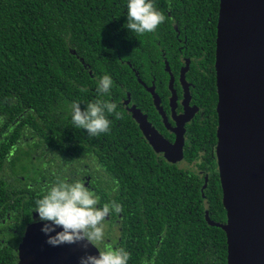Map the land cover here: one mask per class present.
Listing matches in <instances>:
<instances>
[{"label": "trees", "instance_id": "trees-1", "mask_svg": "<svg viewBox=\"0 0 264 264\" xmlns=\"http://www.w3.org/2000/svg\"><path fill=\"white\" fill-rule=\"evenodd\" d=\"M124 5L125 0H0V109L13 116L29 109L48 117L72 101L82 110L97 99L117 104L122 81H127L130 90L138 85L130 68L121 62L135 45L126 47L125 55L120 52L122 42H175V32L167 26L170 18L191 24L186 32L188 42L201 39L194 27L200 31V22L209 19L207 38L212 44L207 50L213 52L219 0H153L165 19L154 32L145 34L127 30ZM130 63L136 68L140 65V70L149 65L135 59ZM104 74L113 80L110 96H88ZM211 80L202 95L208 117L205 123L188 127L186 167L174 165L170 174L155 167L146 156L148 145L134 134L129 150L138 158L125 163L122 144L128 138L115 110L107 114L109 131L90 139L102 147L99 157L115 186L110 197L121 205L115 247L129 253L128 264H226L225 234L204 219L207 211L214 222L226 220L213 151L217 99ZM75 132L79 140L87 137L81 129ZM202 172L208 178L201 193ZM96 192L102 203L107 202L101 189ZM21 203L8 208L16 209ZM16 262V253L0 243V264Z\"/></svg>", "mask_w": 264, "mask_h": 264}, {"label": "flooded vegetation", "instance_id": "flooded-vegetation-1", "mask_svg": "<svg viewBox=\"0 0 264 264\" xmlns=\"http://www.w3.org/2000/svg\"><path fill=\"white\" fill-rule=\"evenodd\" d=\"M166 15L171 16L169 11H166ZM208 22L209 19L200 22V31L197 26L194 27L202 39L198 42H188L186 32L191 24L186 23L185 19L175 23L172 18L168 19L167 26L174 30L175 42H122L120 52L125 55L126 47L131 43L135 45V49L121 62L127 64L138 83L136 88L130 90L127 81H122L115 109L116 115L121 116L120 121L117 120L118 125L128 138L126 144H122L121 154L125 163L136 162L138 158L135 152L129 150L134 141L131 135L134 134V137L148 145L146 156L155 167L165 169L170 174L174 165L178 168L188 166L184 159L173 162L175 156L170 147L176 139L177 120L190 118L179 128L183 130L184 156L188 127L201 125L208 117L202 95L211 86L212 77L216 91V42L214 40L213 52L207 50L212 44L207 38L211 29ZM131 59L148 61L149 65L145 70H140V65L137 68L131 65ZM89 91L88 96H101L104 99L103 95L97 94L96 88ZM6 102L12 106L10 97H6ZM69 111V105L58 106L56 111L46 117L43 113L36 114L29 109L23 110L18 116L0 109V243L13 250L16 257L26 228L34 224L31 221L37 215L32 211L34 200L54 180L79 177L85 181L86 187L91 186L95 191L101 189L104 201L112 200L110 193L115 186L99 157L102 147L94 145L90 141L92 136L84 129L81 130L87 133V137L83 140L77 138V129L71 123ZM141 125L154 134L157 152L143 136ZM89 141L90 144L85 143ZM216 143L217 140L213 148L214 158ZM214 160L216 164V158ZM202 176L208 178L207 174L203 173ZM19 201L22 203L16 209L8 208ZM1 205H7V208ZM119 218L120 215L113 214L106 219L105 239L104 243L101 242L103 246L105 243H115L114 247L117 245ZM9 232L16 239V247L7 241Z\"/></svg>", "mask_w": 264, "mask_h": 264}, {"label": "water", "instance_id": "water-1", "mask_svg": "<svg viewBox=\"0 0 264 264\" xmlns=\"http://www.w3.org/2000/svg\"><path fill=\"white\" fill-rule=\"evenodd\" d=\"M215 42V158L226 220L214 222L207 211L204 219L225 234L226 264H264V0H219ZM189 119L177 120L173 162L183 160L179 128ZM140 127L157 152L154 134ZM206 185L205 176L201 193ZM45 239L40 224L29 225L16 264H78L80 244L50 247Z\"/></svg>", "mask_w": 264, "mask_h": 264}, {"label": "clouds", "instance_id": "clouds-1", "mask_svg": "<svg viewBox=\"0 0 264 264\" xmlns=\"http://www.w3.org/2000/svg\"><path fill=\"white\" fill-rule=\"evenodd\" d=\"M124 6L126 28L136 34L154 32L165 19L153 0H125ZM112 86V78L104 74L96 83V92L110 95ZM116 108V103L108 99L90 101L83 110L77 101H72L69 116L75 128L96 136L109 131L107 114ZM121 210L115 200L102 203L98 193L91 186L86 187L83 179L60 178L47 185L34 200L32 211L37 215L31 222L40 224V232L50 247L80 244L84 252L78 257V264H128L129 253L123 247L105 243L97 254L87 251L89 245L104 241L106 219Z\"/></svg>", "mask_w": 264, "mask_h": 264}, {"label": "rangeland", "instance_id": "rangeland-1", "mask_svg": "<svg viewBox=\"0 0 264 264\" xmlns=\"http://www.w3.org/2000/svg\"><path fill=\"white\" fill-rule=\"evenodd\" d=\"M107 221V220H106ZM104 231H106V225L104 226ZM7 241L13 245V247H16V239H14V235H11V232L8 233V236H7ZM104 243V241H103ZM94 246L97 247V249H103V244L101 242H98L96 244H93Z\"/></svg>", "mask_w": 264, "mask_h": 264}]
</instances>
